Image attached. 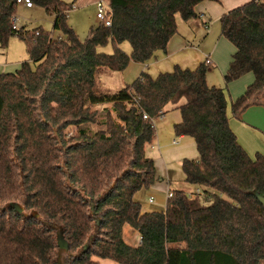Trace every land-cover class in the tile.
I'll return each mask as SVG.
<instances>
[{"label":"trees","instance_id":"obj_1","mask_svg":"<svg viewBox=\"0 0 264 264\" xmlns=\"http://www.w3.org/2000/svg\"><path fill=\"white\" fill-rule=\"evenodd\" d=\"M201 1L110 0V25L89 27L81 40L68 22L73 1L31 0L53 16L54 37L41 27L14 29L18 4L0 0V50L17 36L28 57L0 73V264L264 260V155L251 157L238 142L224 89L208 84L206 63L141 72L115 91L99 80L165 53L176 16L195 18ZM219 25L234 47L225 84L253 75L231 101L236 115L264 103V0L228 10ZM109 43L111 53L99 50ZM169 104L180 114L175 135L191 137L198 154L181 161L184 181L203 194L173 190L164 210L142 212L134 194L159 180L146 149L154 118ZM125 225L138 245L124 241Z\"/></svg>","mask_w":264,"mask_h":264},{"label":"crops","instance_id":"obj_2","mask_svg":"<svg viewBox=\"0 0 264 264\" xmlns=\"http://www.w3.org/2000/svg\"><path fill=\"white\" fill-rule=\"evenodd\" d=\"M66 1H73V8L68 13V22L74 30L76 26L78 28L80 25L82 26L80 18L76 15V18L74 16L75 19L72 18L74 11H77L80 7L88 6L94 8L96 13V2L98 0ZM102 1L107 4L110 2V0ZM247 1L249 0H204L195 8L196 13L204 14L203 19L195 17L184 21L177 15V30L170 38L166 52L163 54L159 53L155 59L148 63L130 62L126 67L129 69L128 73L132 74L135 72L136 74V72H146L152 77H155L160 72H168L171 68H174L175 65L182 68L193 69L195 64L197 66L206 59H209L210 62L206 63L207 72L219 69L223 77L234 52V47H232L233 49L230 53V57L226 59L224 53L226 45L223 41V36L213 31L214 26L217 25V29L219 30V18L221 15ZM23 6L26 7L25 5ZM34 6L35 5L26 8L31 9ZM125 70H123L120 75L123 83L129 82ZM252 81V73H247L239 77L237 80L227 83L226 85L227 89L230 91L231 100H233L232 98L238 94H242L246 86ZM208 84L211 85L210 83ZM118 85L122 86L120 82ZM263 94H261V96ZM170 111L175 112L170 115L168 114ZM228 112L229 126L246 152L251 157H253L255 153H261L264 155V103L262 105H249L236 115L231 114L229 108ZM158 118L162 119V121L159 122L157 129V125L154 122H156ZM158 118H154L155 120H153L155 139L150 146L151 151L148 156L153 159L159 180L149 188L141 189L134 194V199L139 202L142 212L162 211L165 209L167 194L168 192H173V189L170 188L172 180L178 178L184 180L182 171H180L181 174H179L178 170L176 172L172 168L174 165L172 160H179L178 162L180 166L181 161L184 158H187L186 156H189L188 154L190 153H188V149L190 150L192 144L189 140H187V143L185 142L187 138L184 135H176L178 138H172L169 141V138L173 136L174 123H177L180 120L179 111L175 109L174 106L170 104L167 105L164 114ZM162 134L164 137L161 136ZM173 140L176 141L175 144L172 143ZM179 142L182 143L179 144ZM194 156L195 155H191V157ZM194 189L195 187L193 189L191 188L189 191H193ZM126 227L127 225L123 227L124 241L130 245H138L140 243L139 234L131 228L125 230ZM96 261L98 264H117L110 259H96ZM260 264H264V260H262Z\"/></svg>","mask_w":264,"mask_h":264},{"label":"rangeland","instance_id":"obj_3","mask_svg":"<svg viewBox=\"0 0 264 264\" xmlns=\"http://www.w3.org/2000/svg\"><path fill=\"white\" fill-rule=\"evenodd\" d=\"M75 15L78 18H80L82 21V26L80 25L79 28L76 26L77 28L75 27V30H76L75 32L77 33L78 37L81 40H83L88 33L89 27L91 25L98 24V19L95 16L94 8L88 7V6L80 7L77 11H74L72 18H74ZM15 16H16V25L17 26H24L26 29L41 27L44 31L51 32V34L54 37H56L58 35V32L54 31L52 28L53 16L47 14L45 12V10L40 6L35 5L33 8L28 9V8L24 7L22 4H18ZM76 16H75V18H76ZM213 31L220 34V25H219V30L217 29V25H215ZM222 38H223V41L225 42V45H226V50L224 51V53H225L226 59H228L230 57V53L232 52L233 46L229 43V41L227 39H225L224 37H222ZM120 47L126 53H130V45L128 42H123L122 44H120ZM99 50L106 52V53H111L112 52V46L109 43L104 47H100ZM27 59H28V57H27L24 42L22 40H20L17 36L11 37L9 40V44H8L7 48L4 50H0V73H2V72H13L16 68H18V66L21 62H23ZM195 67H196V64H195L194 68ZM125 69L124 70L126 72V76H128L127 78L129 80V82L123 83L121 81V77H120L121 73H114V74H112V77H109L106 75L103 77H99V80L103 81L104 84H102V86L104 85V89L106 91H115V90L119 89V87H120L118 85L119 82L121 83V85L131 84L135 80V78H137V76L140 74V72H136V74H135V72H133L132 74H129L128 73L129 69H127V68H125ZM172 69L173 68H171L169 71H171ZM207 77H208V79H207ZM237 79H235V80H237ZM206 80L211 85H215L216 87H221L224 89V92H225L226 98H227V105H228V108L230 109L231 101H234L240 94H238L237 96L232 98L233 100H231L230 91L227 89V85L223 81L224 79H223L222 74L219 71V69H215L211 72L210 71L207 72ZM117 82H118V84H117ZM174 112L175 111H170V112H168V114L171 115V114H174ZM228 114H229V112H228ZM156 118H158V117H156ZM161 121H162V119H160V118H158L156 120V122L153 121L154 123H156L157 129H158L159 122H161ZM161 136L164 137L163 134ZM172 138H178L174 134V132H173V136H171V138H169V141ZM186 138H187L185 140L186 143H187V140H189L190 143H192L190 146V150L188 149V153H190V154H188L189 156H186V157L189 159L196 158L198 154L196 151L194 141L189 136H186ZM163 141H166V140H163ZM181 143L182 142H179V144H181ZM152 144H153V142H152ZM150 151H151L150 146H148L146 149L147 155H149ZM191 155H195V156L191 157ZM178 161L179 160H176V161L172 160V162L174 163L172 168L176 172L178 170L179 174H181L180 173L181 167L179 166ZM170 188L173 190H184L187 192L191 188L193 189L194 187L191 186L190 184L186 183L184 180H181L180 178H178V179L172 180V182L170 184ZM128 228H131V227L127 225L125 230H127ZM64 254H65L64 250H61V255H64Z\"/></svg>","mask_w":264,"mask_h":264},{"label":"built area","instance_id":"obj_4","mask_svg":"<svg viewBox=\"0 0 264 264\" xmlns=\"http://www.w3.org/2000/svg\"><path fill=\"white\" fill-rule=\"evenodd\" d=\"M16 3L17 4H23L26 7H32L33 6L31 0H16ZM95 16L98 19V23L99 22H103L107 26L110 25V23H111V11H110L109 4L103 2L102 0H98L96 2V13H95ZM196 18L203 19L204 18V14L203 13H196ZM12 26H13L14 29H18L19 28L16 25V18L15 17H13V19H12ZM204 62L205 63H209L210 60L206 59ZM142 117L143 118H148L147 114H145V113L142 115ZM172 143L175 144L176 141L173 140ZM171 194H172V192H168L167 199L171 196ZM187 194L189 196H193L194 194L202 196L203 193H202V190L200 188H195L193 191L187 192Z\"/></svg>","mask_w":264,"mask_h":264},{"label":"water","instance_id":"obj_5","mask_svg":"<svg viewBox=\"0 0 264 264\" xmlns=\"http://www.w3.org/2000/svg\"><path fill=\"white\" fill-rule=\"evenodd\" d=\"M258 200L260 201V203H261V204L263 205V207H264V198L261 197V196H259V197H258ZM10 206L13 207V208H15L19 213L22 212V208H21L18 204H11Z\"/></svg>","mask_w":264,"mask_h":264}]
</instances>
